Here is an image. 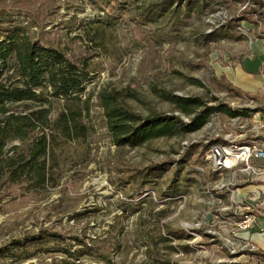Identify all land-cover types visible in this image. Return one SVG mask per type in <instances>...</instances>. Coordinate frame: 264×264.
Segmentation results:
<instances>
[{"label":"rangeland","instance_id":"1","mask_svg":"<svg viewBox=\"0 0 264 264\" xmlns=\"http://www.w3.org/2000/svg\"><path fill=\"white\" fill-rule=\"evenodd\" d=\"M160 1L0 0V9L37 39L84 62L90 78L75 107L82 110L88 99L89 113L80 117L85 135L57 138L39 190L20 183L0 190V250L53 235L43 241L49 250L19 260L0 255V264H72L57 249L84 245L92 253L76 264H264L257 245L242 236L254 223L238 225L244 213L255 214L257 199L249 192L235 199L244 184L264 185V159L217 169L205 156L215 144L264 149V0H193L191 11L187 0H177L171 18L143 19L145 7ZM112 91L142 115L187 121L169 95L210 104L216 97L251 112L215 113L194 132L118 147L98 98ZM147 167L162 169L155 181L142 179ZM139 232L157 243H145Z\"/></svg>","mask_w":264,"mask_h":264},{"label":"trees","instance_id":"2","mask_svg":"<svg viewBox=\"0 0 264 264\" xmlns=\"http://www.w3.org/2000/svg\"><path fill=\"white\" fill-rule=\"evenodd\" d=\"M131 1L140 0H119V3L122 6ZM255 2L262 5L261 0ZM195 3L187 0L186 8L191 11ZM178 4L177 0L151 3L142 12L143 19L171 18L179 12ZM89 79L84 62L74 61L59 48L43 43L12 16L11 11L0 9V190L10 183L39 190L48 181L49 158L57 138L73 139L85 135L80 117L83 112L89 113L88 99L82 101V110L75 107L80 104L79 95ZM98 98L113 144L118 147L135 148L155 138L194 132L215 113L236 117L251 112L250 109L245 112L231 108L216 97H212L210 104L197 96H167L180 114L189 117L185 121L177 114H139L127 104V96H121L117 91L101 92ZM57 102H61V109L52 121L53 104ZM14 142L24 143L26 147L18 150L19 145ZM161 172V168L147 167L142 179L144 182L155 181ZM139 233L145 243H157L148 242L146 235ZM173 236L176 237L174 233ZM52 237L13 242L15 248L1 249L0 255L14 260L29 258L33 250H49L43 241L52 240ZM28 243L33 245L27 246ZM57 250L73 260H80L90 248L84 245L74 250L65 247ZM73 260L72 264H76Z\"/></svg>","mask_w":264,"mask_h":264},{"label":"built area","instance_id":"3","mask_svg":"<svg viewBox=\"0 0 264 264\" xmlns=\"http://www.w3.org/2000/svg\"><path fill=\"white\" fill-rule=\"evenodd\" d=\"M231 151L228 153L226 152V147L220 146L218 144H215L211 147L210 150H208V154H206L207 159H212L214 166L217 169H224V168H230L234 166L236 163L241 162L244 163L248 167V161L252 158L255 159H264V149L257 148V147H251L250 145H242L234 148H231ZM234 149H236V154H234ZM238 151V153H237ZM234 155L236 157V160L234 163H226L225 159L227 156ZM256 219V214H247L244 213L243 219L238 222V225L242 228L250 227Z\"/></svg>","mask_w":264,"mask_h":264},{"label":"crops","instance_id":"4","mask_svg":"<svg viewBox=\"0 0 264 264\" xmlns=\"http://www.w3.org/2000/svg\"><path fill=\"white\" fill-rule=\"evenodd\" d=\"M260 183H262V184H260ZM260 183H257L255 186L254 185L252 186L250 184L242 185V187L238 189L239 193H236L237 197H235V199H237L238 197L245 196L248 192L252 193L254 195L251 198L252 200L257 199V201H255V203H252L254 212L256 214L255 222L251 226V229H250V231L252 233L249 234L247 232V233L243 234L242 236H243V238H249L250 237L252 239L253 243H255L257 245L256 247L259 249V254L261 255V253H263V251H264V191H263L264 185H263L262 180H260Z\"/></svg>","mask_w":264,"mask_h":264},{"label":"bare ground","instance_id":"5","mask_svg":"<svg viewBox=\"0 0 264 264\" xmlns=\"http://www.w3.org/2000/svg\"><path fill=\"white\" fill-rule=\"evenodd\" d=\"M230 151H231V149H230V148H226V152H228V153H229ZM235 159H236V158H235ZM235 159H234V160H235ZM225 162H226V163H229V162H231V160L228 158V156H227V158L225 159Z\"/></svg>","mask_w":264,"mask_h":264}]
</instances>
